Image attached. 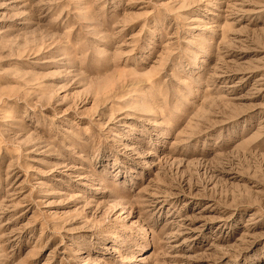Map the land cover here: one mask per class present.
<instances>
[{
  "label": "rangeland",
  "instance_id": "rangeland-1",
  "mask_svg": "<svg viewBox=\"0 0 264 264\" xmlns=\"http://www.w3.org/2000/svg\"><path fill=\"white\" fill-rule=\"evenodd\" d=\"M0 264H264V0H0Z\"/></svg>",
  "mask_w": 264,
  "mask_h": 264
}]
</instances>
